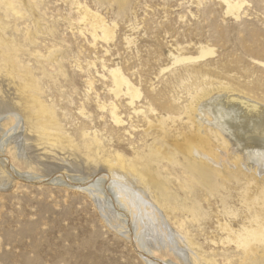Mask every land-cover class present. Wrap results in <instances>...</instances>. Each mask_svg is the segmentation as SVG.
Segmentation results:
<instances>
[{
    "label": "rangeland",
    "instance_id": "rangeland-1",
    "mask_svg": "<svg viewBox=\"0 0 264 264\" xmlns=\"http://www.w3.org/2000/svg\"><path fill=\"white\" fill-rule=\"evenodd\" d=\"M243 1L235 19L224 14L219 0H124L121 6L107 0H40L36 5L23 0L24 17L11 19V26L23 48L20 64L34 69L45 100L55 106L71 138L85 133V139L99 141L103 154L118 150L130 159L133 146L145 153V141L158 136L145 132L144 117L154 123V115H135L133 109L146 112L150 107L160 116H177L188 93L220 86L264 106V0ZM75 3L115 25L111 41L93 44L88 35L79 34ZM201 48L213 54L174 64V57H196ZM54 52L57 67L41 73L37 59L47 61ZM111 68L120 69L138 89L133 106L109 93ZM11 87L0 80L5 101L13 97ZM109 103L116 105L122 126L112 123ZM164 103L174 108L165 112ZM16 114L0 111V264H198L195 258L242 264L243 251L220 229L227 225L238 232L248 226L240 201L252 193L250 184L243 194L252 171L234 152L220 149L216 165L201 159L221 174H242L241 181L229 178L225 184L218 178L213 189L197 185L183 171L181 155L175 154L174 161L161 159L157 171L176 200L157 208L168 230L178 236L179 251L151 244L142 249L131 217L113 196L105 167L98 166L102 173L92 175L73 168L67 155L40 158V148L28 141L24 121ZM167 125L170 130L186 129L181 121ZM172 139L168 135L163 142ZM256 169V180L264 185V172ZM184 205L195 208L194 216L180 211ZM184 237L193 246L184 245Z\"/></svg>",
    "mask_w": 264,
    "mask_h": 264
},
{
    "label": "bare ground",
    "instance_id": "bare-ground-1",
    "mask_svg": "<svg viewBox=\"0 0 264 264\" xmlns=\"http://www.w3.org/2000/svg\"><path fill=\"white\" fill-rule=\"evenodd\" d=\"M107 1H116L120 6L124 2ZM219 1L225 8L224 14L235 19L239 17L240 10L245 4L243 0ZM22 2L23 0H0V80L6 81L13 89V97L9 100L5 101V96L0 97V111L17 113V119H23L28 141H31L34 147L40 148L42 154L39 157L46 156L42 159L54 160L53 157L59 156L58 154L67 155L69 159H73V168L92 175L102 173L97 167L103 165L106 169L103 171L107 172L104 175L111 181L110 189L113 196L123 204L125 212L131 217L137 231L135 239L138 246L145 249L151 244L177 253L178 236L168 230L157 208L166 204L170 206L176 197L167 191L166 180L161 178L157 171L158 164L161 159L174 161L175 154L181 155L184 160L183 171H187V174L197 181V185L213 189L219 181L218 178L221 184H225V180L229 181V178L241 181V173L224 175L208 165L222 157L221 151L230 150L241 159L247 170L252 171V175L244 183L243 194L247 192L245 185L249 187L253 184L254 187L252 186V193L242 196L240 201L244 207V216H247L248 226L243 225L244 221L238 232H234L227 225H220V229L228 236L231 235V241L243 251L242 264H264V185L256 180V175L259 174L256 168L259 166L264 172V106L254 100H247L238 92L233 94L234 91L225 86L213 91L200 88L188 93L187 103L181 107L177 116L170 113L160 116L150 107L146 112L133 109L135 115L150 113L155 117L154 123L148 120L147 116L144 117L145 132H151L146 136L155 133L159 136L152 137L151 143L145 141V153L139 152V149L133 146L130 159L125 158L118 150L103 154L96 138L85 139V133L77 140L71 138L61 125L55 106L45 100L41 81L34 69L24 63L20 64L18 57L23 48L16 40V29L12 28L11 19L24 17ZM27 2L36 5L40 0ZM75 5L78 13L77 24L80 26L79 34L88 35L93 44L97 41L107 43L112 40L115 25H108L99 15L91 13L79 3ZM125 40L131 43L127 38ZM212 54L211 49L201 48L196 57H174V64L204 60ZM37 63L44 74L47 68H56L58 65L56 52L52 53L47 61L38 58ZM107 73L111 96L114 99L123 96L128 100L127 105L133 106L135 100L140 97L138 89L120 72V69L111 68ZM161 107L165 112H170L174 108L166 103ZM99 108L104 109L105 106L101 104ZM107 109L112 123L115 126H122L123 121L117 113L116 105L109 103ZM168 121L173 124L175 121H181L186 125V129L170 130ZM168 135L173 141L163 142ZM209 135L218 145L213 143ZM156 140L161 141L158 146L153 145ZM201 159L209 163H204ZM99 202L105 203L101 200ZM180 211L191 213L192 216L195 214L194 207L185 205L180 207ZM183 241L184 245L193 246L188 238L184 237ZM258 249H261L260 253L257 252ZM198 259L199 262L196 258L193 261L198 264H214L203 258ZM149 264L157 263L150 260Z\"/></svg>",
    "mask_w": 264,
    "mask_h": 264
}]
</instances>
